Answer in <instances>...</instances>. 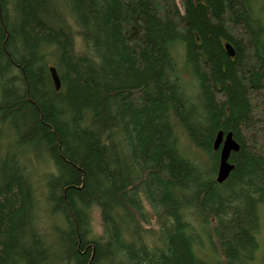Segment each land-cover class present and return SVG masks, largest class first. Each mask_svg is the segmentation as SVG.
<instances>
[{"label": "trees", "instance_id": "16d2710c", "mask_svg": "<svg viewBox=\"0 0 264 264\" xmlns=\"http://www.w3.org/2000/svg\"><path fill=\"white\" fill-rule=\"evenodd\" d=\"M0 138V264H256L264 0H0Z\"/></svg>", "mask_w": 264, "mask_h": 264}, {"label": "water", "instance_id": "95a60500", "mask_svg": "<svg viewBox=\"0 0 264 264\" xmlns=\"http://www.w3.org/2000/svg\"><path fill=\"white\" fill-rule=\"evenodd\" d=\"M224 48L227 56L229 58H233L234 51L231 48V46L228 43H226L224 45ZM49 73L55 91H59L60 81L56 73V70L53 67H50ZM213 150L215 152H218V167L216 174V182L218 184H221L228 178L230 172L233 170L232 165L228 163V159L232 152H236L238 150V144L234 141L231 133H227L226 135H223L222 132H218L213 142Z\"/></svg>", "mask_w": 264, "mask_h": 264}, {"label": "rangeland", "instance_id": "374dc122", "mask_svg": "<svg viewBox=\"0 0 264 264\" xmlns=\"http://www.w3.org/2000/svg\"><path fill=\"white\" fill-rule=\"evenodd\" d=\"M174 55L178 62L182 61L183 57V50L178 47V49L174 52ZM6 145V141L3 140V138H0V156H2L4 152V146ZM1 159V157H0ZM260 217H261V223H262V230L259 236V249L256 253V264H264V207L260 209ZM93 223L95 230L99 231V214L97 212H94L93 217Z\"/></svg>", "mask_w": 264, "mask_h": 264}]
</instances>
